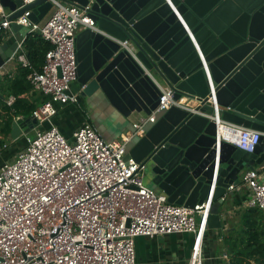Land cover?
Returning a JSON list of instances; mask_svg holds the SVG:
<instances>
[{
  "label": "water",
  "instance_id": "95a60500",
  "mask_svg": "<svg viewBox=\"0 0 264 264\" xmlns=\"http://www.w3.org/2000/svg\"><path fill=\"white\" fill-rule=\"evenodd\" d=\"M65 1L90 5L97 27L81 29L75 38L81 95L105 97L121 122L132 124L125 158L144 164L149 185L168 202L194 207L208 198L215 179L208 227L221 229L229 186L239 184L246 169L264 165V0H172L175 11L166 0ZM0 3L17 33L11 45L0 44L4 68L29 31L14 19L30 10V21L39 23L52 3ZM118 40H129L130 50ZM204 65L222 118L262 132L252 152L216 144V124L208 116L214 95ZM162 88L172 89L184 106L155 112ZM25 123L13 121V138L30 131Z\"/></svg>",
  "mask_w": 264,
  "mask_h": 264
},
{
  "label": "built area",
  "instance_id": "2783aa9c",
  "mask_svg": "<svg viewBox=\"0 0 264 264\" xmlns=\"http://www.w3.org/2000/svg\"><path fill=\"white\" fill-rule=\"evenodd\" d=\"M49 1L52 7L43 21L31 22L30 10L14 19L29 27L28 32H39L52 47L41 70L35 69L28 59L24 38L12 58L29 70L27 78L33 88L41 90L48 99L31 115L39 129L28 137L26 147L15 159L0 166V264H137V237L181 232L194 234L188 264H204L215 179L204 202L194 207L170 203L164 193L147 184L143 163L126 160L129 136L107 141L85 122L73 130L70 139L52 123L63 106L79 101L72 85L77 80V32L97 27L90 5ZM166 1L175 11L172 0ZM10 15L0 3V33L11 29ZM178 18L183 22L180 15ZM118 41L130 50L129 40ZM204 68L214 95L210 98L213 113L208 116L216 124V144L219 147L226 141L252 152L262 132L222 118L210 72L207 65ZM3 72L0 67V74ZM14 100L10 96L8 103ZM173 105L184 106V100H175L172 89L162 88L155 112ZM148 119L154 117L145 120ZM45 123L50 126L43 127ZM138 134H142V129ZM263 172L264 165H260L246 169L242 176L251 192L249 206L262 211ZM234 188L231 184L228 189ZM226 264H231L229 259Z\"/></svg>",
  "mask_w": 264,
  "mask_h": 264
},
{
  "label": "crops",
  "instance_id": "0c3cea01",
  "mask_svg": "<svg viewBox=\"0 0 264 264\" xmlns=\"http://www.w3.org/2000/svg\"><path fill=\"white\" fill-rule=\"evenodd\" d=\"M16 35L17 33L12 28L3 31L0 36V44L5 42L11 45L16 40ZM26 35H24V38ZM19 68L20 64L16 59H13L5 65L3 68L4 72L0 74V97L3 96L5 102L10 106L13 103L9 104L8 98L14 95L7 96L8 90L2 85L6 83L7 78H16L19 74ZM72 85L73 89L79 94L78 103H70L63 106L52 119V123L64 135L71 139L73 130L88 122L107 141L121 139L123 135L129 136V139L132 137V134L128 131L133 128L132 124L125 125L121 122L122 119H116L114 114L116 110L105 97L81 95L82 86L78 80L74 81ZM25 95L28 101L35 104L36 107L48 99L46 94L35 88H31ZM18 118L24 117L17 115L14 120ZM131 121L135 122L137 120ZM49 126V123L43 125V127ZM25 127H28L30 131L16 139L11 134L5 139L3 148L0 150V158L4 159L0 160V166L3 161L15 159L26 147L28 137L33 136L35 131L39 129V125L32 118L30 121L26 120ZM256 167L259 166L256 165ZM243 173L241 182L235 185L234 189H228L227 193L222 197L221 211L226 215L222 228L207 227L203 248L204 264H226L228 259L231 261L232 250L230 246L235 242L238 244L242 240V236L246 237L244 230H246L250 220H258L260 214H264V211L260 208L249 206L248 200L251 192L242 181ZM146 182L149 185L147 178ZM193 242L194 234L189 232L162 234L155 237L139 236L135 239L137 264H188ZM225 255H227L228 259L225 258Z\"/></svg>",
  "mask_w": 264,
  "mask_h": 264
},
{
  "label": "trees",
  "instance_id": "16d2710c",
  "mask_svg": "<svg viewBox=\"0 0 264 264\" xmlns=\"http://www.w3.org/2000/svg\"><path fill=\"white\" fill-rule=\"evenodd\" d=\"M1 36V33H0ZM23 47L26 55L33 67L41 70L46 58L47 51L52 44L45 40L37 32H29L24 38ZM29 70L20 66L19 74L14 79L6 80L2 85L8 90L9 95L15 96V101L10 106L5 102L4 97H0V150L3 148L5 139L10 135L14 117L23 116L26 120H31L33 110L36 108L26 98L33 85L27 78ZM262 213V212H261ZM242 240L230 246L232 250L231 264H264V214H260L258 220L249 221Z\"/></svg>",
  "mask_w": 264,
  "mask_h": 264
},
{
  "label": "rangeland",
  "instance_id": "374dc122",
  "mask_svg": "<svg viewBox=\"0 0 264 264\" xmlns=\"http://www.w3.org/2000/svg\"><path fill=\"white\" fill-rule=\"evenodd\" d=\"M114 114H115V116H116V119L118 118V120H120V119H122V117L121 116H119V113L117 112V111H114ZM0 160H4V159H1L0 158ZM7 161V160H6ZM4 162V161H3ZM145 176H146V174H145ZM146 178H147V176L145 177V180H146Z\"/></svg>",
  "mask_w": 264,
  "mask_h": 264
}]
</instances>
